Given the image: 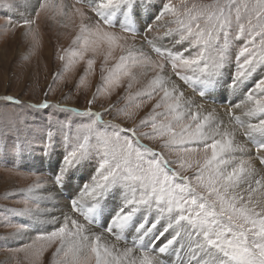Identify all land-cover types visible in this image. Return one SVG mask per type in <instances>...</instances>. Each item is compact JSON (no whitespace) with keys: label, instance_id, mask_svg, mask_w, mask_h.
Listing matches in <instances>:
<instances>
[{"label":"snow or ice","instance_id":"obj_1","mask_svg":"<svg viewBox=\"0 0 264 264\" xmlns=\"http://www.w3.org/2000/svg\"><path fill=\"white\" fill-rule=\"evenodd\" d=\"M27 7L5 28L35 45L40 19L75 27L58 54L62 70L84 63L79 88L100 58L102 84L84 110L47 93L36 103L0 95L15 106L11 154L39 152L48 169L46 177L33 171L28 189L47 195L5 210L31 222L12 225L10 237L37 233L10 250L31 264L53 246L51 264H264V0H27ZM233 29L236 40L249 39L227 72ZM121 86L123 108L93 109L96 95ZM153 98L131 127L115 122ZM8 141L0 132V159H8ZM85 167L93 168L90 179L69 194L72 174Z\"/></svg>","mask_w":264,"mask_h":264},{"label":"rangeland","instance_id":"obj_2","mask_svg":"<svg viewBox=\"0 0 264 264\" xmlns=\"http://www.w3.org/2000/svg\"><path fill=\"white\" fill-rule=\"evenodd\" d=\"M66 2L71 3L72 0H66ZM145 3H159V0H145ZM10 4L14 6L8 7ZM28 11L27 0H0V95H12L25 102L36 103L42 102L47 93V99L50 102H59L68 107L84 110L88 107V101L93 99V94L97 92L98 86L102 84L100 58H97L94 71L87 76L86 84L78 88L77 84L80 77L84 75V63L80 62L76 64L70 71H63V62L58 59L60 50L69 47L71 39L77 29L73 26L60 28L45 19H40L38 21L40 30L37 33V42L33 45L31 37L28 39L22 37L21 30L8 31L5 28L8 16L16 19L21 14L26 15ZM235 35L236 31L233 29L229 40V63L226 67L227 72L235 71L236 56L240 48L244 46L245 41L249 39L245 35L240 40H236ZM255 39L258 52L261 38L257 36ZM58 71L60 72V76L54 79V75ZM124 83L126 81H122V84ZM137 87V85H134L133 91ZM124 95L125 89L123 86L113 90L110 95L101 91L96 95L92 107L94 110H102L110 104H115L117 108H123L127 103L122 98ZM155 99H144L142 102L138 101L141 103L140 108H136L135 105L128 107L127 111L134 114L132 118L124 115L115 116V110H113V114L105 115L104 120L113 119V116H115V122L131 127L150 112L152 105L155 103ZM48 111L51 112L53 110L49 109ZM72 118L75 120L81 119L79 117ZM14 119L15 106L11 104L5 106L3 102H0V132L9 133L8 143L10 146L8 159H0V262H3V264H31L25 252L14 253L10 248L14 250L16 248H22L25 244H30L35 239L37 233L29 229L26 230V234L20 239L10 237V234L15 232V227L12 225L30 224L31 222L28 217H20L12 212L5 213V210L23 208L26 198L29 196L39 197L36 194V190L38 189L33 188L32 192L28 191L29 186L37 178L32 172L36 171L46 177L48 175V169L38 170L25 166L24 162L26 159H34L35 157V160H40L41 154L39 152H34L31 155L25 153L19 159L11 154L13 131L10 128V122ZM40 119L43 120L44 117L41 116ZM140 131L147 132L150 129L141 128ZM143 142L158 149V142L148 141L146 139ZM59 150L63 151V148L61 147ZM165 155L169 159H176L175 153L166 151ZM53 159L58 161L59 155L57 154ZM16 165H19L18 169ZM172 166L173 168L177 167L175 164ZM91 169L93 171V168ZM183 174L190 175L191 173L187 172ZM89 179L90 176L85 175L78 180H74L72 176L66 191L69 194H74L78 185H82ZM74 181H78V183L73 187L72 182ZM44 193H42V196H44ZM62 201H60V205ZM29 206L35 207L31 200H29ZM43 206L50 207V205L41 204V207ZM54 250L55 246L48 248L39 260L36 261V264H51Z\"/></svg>","mask_w":264,"mask_h":264},{"label":"bare ground","instance_id":"obj_3","mask_svg":"<svg viewBox=\"0 0 264 264\" xmlns=\"http://www.w3.org/2000/svg\"><path fill=\"white\" fill-rule=\"evenodd\" d=\"M230 99H233L234 102L237 101V100H240L243 98V93L241 94H238L236 97H229ZM54 162H56V160H54ZM25 166L27 168H32V169H38V170H43L44 168L47 169V167H42L40 164H39V160H35V159H26L25 162H24ZM91 172H92V169L90 167H85L83 168L82 170H79V171H76L75 174L73 173L72 176L74 177V180H78L79 178H81L82 176H90L91 175ZM78 181H74L72 182V186L74 187L75 184H77ZM45 190H36V194L41 197L42 196V193H44ZM47 195V193H44V196ZM65 203L64 201H62V204ZM43 204V203H42ZM44 207V206H43Z\"/></svg>","mask_w":264,"mask_h":264}]
</instances>
